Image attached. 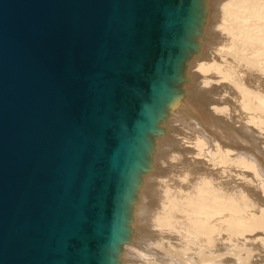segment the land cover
Here are the masks:
<instances>
[{
    "label": "water",
    "instance_id": "1",
    "mask_svg": "<svg viewBox=\"0 0 264 264\" xmlns=\"http://www.w3.org/2000/svg\"><path fill=\"white\" fill-rule=\"evenodd\" d=\"M193 5L0 0V264H114Z\"/></svg>",
    "mask_w": 264,
    "mask_h": 264
},
{
    "label": "bare ground",
    "instance_id": "2",
    "mask_svg": "<svg viewBox=\"0 0 264 264\" xmlns=\"http://www.w3.org/2000/svg\"><path fill=\"white\" fill-rule=\"evenodd\" d=\"M194 1L114 264L264 259V0Z\"/></svg>",
    "mask_w": 264,
    "mask_h": 264
},
{
    "label": "rangeland",
    "instance_id": "3",
    "mask_svg": "<svg viewBox=\"0 0 264 264\" xmlns=\"http://www.w3.org/2000/svg\"><path fill=\"white\" fill-rule=\"evenodd\" d=\"M234 101H235V103H236V102H237V99L234 98ZM262 205H263V204H262ZM218 242L220 243V240L217 241V244H218L219 246L216 244L218 250H219V251L221 250L222 252H224V253H221V252H220V253H221V254H225V255H226V254H229L228 250H231V249H230V248H229V249H226V242L224 243V242L222 241V244H221V243L219 244ZM224 244H225V246H224ZM220 245H222L223 247L220 246ZM219 247H220V248H219ZM218 250H217V251H218ZM226 250H227V251H226ZM259 250H260V251L262 250V252H259ZM258 253H259L260 255L263 254V249H261L260 246L258 247ZM258 253H256L255 255L259 256ZM218 254H219V252L217 253V255H218ZM229 255H230V254H229ZM261 256H262V255H261ZM263 256H264V254H263ZM183 260H184V259H183ZM258 262H259V261H258ZM259 263H261V264L263 263V264H264V259L262 260V257L260 258V262H259Z\"/></svg>",
    "mask_w": 264,
    "mask_h": 264
}]
</instances>
